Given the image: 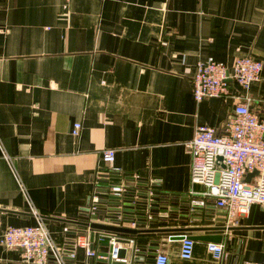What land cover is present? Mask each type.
Instances as JSON below:
<instances>
[{
	"label": "crops",
	"instance_id": "obj_1",
	"mask_svg": "<svg viewBox=\"0 0 264 264\" xmlns=\"http://www.w3.org/2000/svg\"><path fill=\"white\" fill-rule=\"evenodd\" d=\"M240 56L262 62L258 81L243 88L231 80L228 96L193 99L197 61L230 65ZM238 101L264 118V0H0L1 228L42 220L71 248L91 220L152 229L119 234L165 251L169 264L260 262L261 204L228 226L225 210L210 201L189 209L188 192L203 188L191 184L187 143L199 125L221 132ZM106 148L114 150L111 164L101 160ZM98 169L111 185L138 178L145 190L153 180L155 219L132 226L101 208L89 217ZM185 228L222 235L226 256L195 241L192 257L182 259L179 240L167 236ZM92 246L107 251L103 242ZM73 249L74 264H104ZM0 264L30 263L0 245Z\"/></svg>",
	"mask_w": 264,
	"mask_h": 264
},
{
	"label": "built area",
	"instance_id": "obj_2",
	"mask_svg": "<svg viewBox=\"0 0 264 264\" xmlns=\"http://www.w3.org/2000/svg\"><path fill=\"white\" fill-rule=\"evenodd\" d=\"M261 70L262 62L251 56L237 57L230 65L213 59L199 60L192 79L193 99L200 101L207 96L226 97L230 94L229 81L231 80L243 88H248L259 80ZM80 128V122L73 123L72 134L78 135ZM187 147L191 155V184L200 185L203 188L200 191L192 188L188 192L191 212L205 207L210 201L216 207L225 210L228 226L233 225L238 216L245 214L251 204L259 203L264 208V118L252 113L247 103L238 101L235 104L221 132L210 126H197ZM101 160L111 164L114 161V150L104 149L101 152ZM253 171L255 173L249 180H245L247 174ZM104 173L107 172L98 169L94 175V191L89 197L86 208L89 217L98 213V204L101 199H104L103 195H114L119 204L117 207L120 208V214L116 216V220H126L135 226L140 221L146 224L155 219L153 212L155 195L151 186L153 180L148 179L145 183L146 189L139 190L136 187H143L144 183H138L140 182L138 178L126 184L111 185L103 182L102 179L108 177L107 174L104 176ZM134 181H138V184ZM195 195L198 196L195 197ZM125 196L130 198L125 200ZM105 199L108 201L110 198ZM124 203H128L126 207L133 210L122 211ZM90 222L93 221L90 220ZM89 229L75 236L69 248L54 240L42 220L34 225L9 226L2 229L0 219V245L19 249L23 260L30 264H74L76 254L73 247L82 248L85 259L90 261L109 258L112 261L128 264L129 256L119 258V250L125 248L136 252L142 249L137 246L138 241L133 236L97 230L91 239ZM66 230L64 228V231ZM174 235L181 236L178 239L179 256L185 260L190 259L195 241L187 236V232L171 233L167 236V241L173 240L171 237ZM93 241L97 246L107 242L109 248L105 252H99L92 246ZM206 247L217 259L226 256L223 243L207 242ZM135 255L141 257L137 253ZM133 262L135 264H169V257L165 251L157 248L152 261L134 260ZM87 263L88 261L83 264ZM254 264H264V256L260 262Z\"/></svg>",
	"mask_w": 264,
	"mask_h": 264
},
{
	"label": "water",
	"instance_id": "obj_3",
	"mask_svg": "<svg viewBox=\"0 0 264 264\" xmlns=\"http://www.w3.org/2000/svg\"><path fill=\"white\" fill-rule=\"evenodd\" d=\"M255 173V171L248 173L245 180H249V178ZM104 199H101L100 203L98 204V209L97 212L100 211L101 209H104V214L108 216H118L120 213V208L117 207L118 201L115 199L117 198L114 195H103L102 196ZM105 198H110L108 201ZM130 197L125 196V200H128ZM128 203H124V206L122 207V211L125 212H130L133 209L126 207ZM101 205V206H99ZM116 220V219H112ZM84 225H87L89 228L94 229V230H104V231H110V232H116V233H130V234H138V233H147L152 229H133V228H126V227H120L116 225H108V224H103V223H96V222H89V223H84ZM231 227H219V229L224 230L227 229L229 230ZM192 230H195V228H185V229H178L177 232H191ZM91 239L94 237V232L91 233ZM189 238H191L194 241H205V242H221L222 240V235L219 234H210V235H198V234H188L187 235ZM181 236L174 235L171 238L173 240L179 239ZM107 248H109V245L107 242L103 243ZM139 248H142L141 250L138 251H128L125 248H121L119 250L118 257L119 258H126V256H129V262L128 264H135L133 261L134 260H146L147 262L152 261L153 256L155 254V248L153 246H148L146 245H137ZM135 253L140 254L141 257H138V255H135ZM104 254V253H103ZM102 263L104 264H127L126 262L122 261H112L111 259H100ZM150 264V263H147Z\"/></svg>",
	"mask_w": 264,
	"mask_h": 264
},
{
	"label": "trees",
	"instance_id": "obj_4",
	"mask_svg": "<svg viewBox=\"0 0 264 264\" xmlns=\"http://www.w3.org/2000/svg\"><path fill=\"white\" fill-rule=\"evenodd\" d=\"M138 234H139V235H144V234H147V233H138ZM138 234H137V235H138Z\"/></svg>",
	"mask_w": 264,
	"mask_h": 264
},
{
	"label": "rangeland",
	"instance_id": "obj_5",
	"mask_svg": "<svg viewBox=\"0 0 264 264\" xmlns=\"http://www.w3.org/2000/svg\"><path fill=\"white\" fill-rule=\"evenodd\" d=\"M99 206H101V205H99Z\"/></svg>",
	"mask_w": 264,
	"mask_h": 264
}]
</instances>
